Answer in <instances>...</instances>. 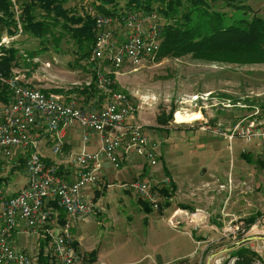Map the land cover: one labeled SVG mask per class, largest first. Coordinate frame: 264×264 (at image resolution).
<instances>
[{
    "label": "rangeland",
    "instance_id": "1",
    "mask_svg": "<svg viewBox=\"0 0 264 264\" xmlns=\"http://www.w3.org/2000/svg\"><path fill=\"white\" fill-rule=\"evenodd\" d=\"M245 4L248 16L264 18V0H246ZM66 6L79 14L90 12L95 23L99 16L108 17L96 14L88 0H67ZM217 8L227 11L230 15L228 20L239 17L227 3H218ZM99 28L97 34L109 32L116 42L122 41L127 32L126 21L116 18L105 21ZM49 38L47 51L37 50L34 57H20L10 76H0V86L7 89L3 97L8 100L12 97L13 90L8 81L15 79L21 86L56 92L67 100L76 97L86 108L104 106L112 99L114 91L127 92L134 106L133 119L150 132L155 129L158 161L155 165L148 162L149 172L137 175L139 179L148 180L160 195V210L154 212L168 214L172 210L170 205L165 207L163 192L164 184L169 183V188L174 186V179L183 189L180 199L192 203L188 198H195V206L186 211L192 214L199 207L207 212L208 218L203 222L218 226V230L206 228L217 232V240L205 244L204 249L203 245L196 246L201 256L195 264L200 260L201 264H215V258L228 254L229 250L222 251L226 247L234 249L246 244L252 248L247 240L243 241V237L225 236L223 229L235 217L236 222L243 220L244 225L250 228L264 214L262 148L257 138L247 141L239 135L243 129H250L251 122H264V61L256 58L248 59L250 62H229L221 58H198L194 53L174 55L163 50L137 66L129 62L117 66L106 58L93 57V51L86 60L77 62L73 42L62 38L56 44L51 40L52 36ZM17 40L25 49L21 51L23 55L27 49L39 48L40 39L34 36L22 33ZM69 62L75 63L74 68ZM97 69L113 78L110 86L100 85ZM93 71H96L99 88L106 96L98 94L92 97L79 92L82 86L90 84ZM4 98L0 97L6 101ZM180 112L183 113L182 119H178ZM225 133H233V139L230 141ZM12 163L10 157L8 160L0 159V168L4 165L12 168L15 165ZM20 167L24 168V163ZM238 168L243 169L242 174L239 172L241 175L235 176ZM168 177L173 178L172 181ZM120 180L117 178L110 187H104L95 201L98 207H112L111 213H102L99 219L106 230L103 246L107 248L110 243L116 250L127 248L138 257L145 255L144 263L154 261L155 251L151 247L154 245L153 230L154 227L164 228V224L160 219L155 222L152 211H144L133 191L128 194L134 201L133 205L124 208L118 199L123 193L118 186ZM207 181L209 183L205 185ZM0 185H5L3 179H0ZM190 194L191 197H185ZM177 201L173 204L175 208L180 206ZM169 225L173 228L171 223ZM111 257L110 261L105 260L102 264H113L120 258L118 255Z\"/></svg>",
    "mask_w": 264,
    "mask_h": 264
},
{
    "label": "built area",
    "instance_id": "2",
    "mask_svg": "<svg viewBox=\"0 0 264 264\" xmlns=\"http://www.w3.org/2000/svg\"><path fill=\"white\" fill-rule=\"evenodd\" d=\"M114 17L99 16L97 27ZM119 20V18H116ZM126 21L127 32L122 41H117L109 32L97 34L93 48V57L106 58L117 66L129 62L140 65L144 60L156 54L162 45V26L158 14L152 12L141 14L131 12L122 19ZM97 78L102 87L110 86L113 78L101 69H97ZM17 80H10L13 93L8 101L0 99V152L6 156L13 155L14 148L21 146L28 150L25 170L28 182L17 193L9 194L0 185V264H33L34 257L18 248L13 243V234L19 220L26 222L31 231L45 226L55 214L50 202L57 201L66 211L64 225L54 233L53 249L56 264H78L80 252L71 232L74 218H83L92 212L82 190L98 180V170L102 166V158H106L116 169L121 167V153H136L146 157L155 165L158 161L157 145L152 143L143 126L130 123L134 106L130 95L125 91H114L112 99L102 107L86 108L79 104L76 97L64 99L62 94L43 91L41 89L19 85ZM44 121L47 130L54 133L53 152L62 153L65 128L69 124H78L82 128L98 133L100 147L97 151H81L70 155V162L77 167L78 176L68 181L60 176V165L49 161L39 149L38 140L32 135V129ZM250 129H243L240 136L247 141L259 140L262 148L261 159L264 163V122H251ZM225 137L233 139L231 133ZM88 138V134L84 136ZM119 186L125 190L135 191L151 205L160 207V195L151 185L142 179L121 182ZM186 210L176 211L169 223L175 228L186 225L193 230L213 228L204 223L207 215L203 210L190 214ZM231 218L224 226L223 234L232 238L251 237L256 243L251 249L258 254L256 264L264 263V214L250 226L245 222H236ZM246 237V238H245ZM261 239V241H257ZM215 264H239V257L228 252L224 257L215 258ZM201 264V260L198 262Z\"/></svg>",
    "mask_w": 264,
    "mask_h": 264
},
{
    "label": "trees",
    "instance_id": "3",
    "mask_svg": "<svg viewBox=\"0 0 264 264\" xmlns=\"http://www.w3.org/2000/svg\"><path fill=\"white\" fill-rule=\"evenodd\" d=\"M245 1L88 0V4L96 14L101 13L119 20L131 12H156L162 26V45L159 51L164 50V53H194L198 58H221L229 62H250L256 58L264 61V18L258 15L248 16ZM66 2L67 0H0V76H10L20 57H34L37 50L47 51L49 35L56 44L62 38L73 42L77 62L88 58L98 33L95 19L90 12H74L66 6ZM222 2L235 9L233 12L236 15L238 13L239 17L228 20L230 15L227 11L217 8V4ZM22 33L39 38V48L27 49L23 55L21 51L25 49L17 40ZM240 56L242 58L239 59ZM69 65L74 68L75 63L69 62ZM0 88V97L4 98L6 86L1 85ZM79 92L88 93L92 97L98 94L106 96L99 88L96 71H93L90 84L82 86ZM4 100L8 101L6 98ZM168 190L169 187H164V191ZM232 254L239 257V264H256L258 258V254L246 244L235 246ZM195 263L188 259L179 262ZM52 264H56L55 260Z\"/></svg>",
    "mask_w": 264,
    "mask_h": 264
},
{
    "label": "crops",
    "instance_id": "4",
    "mask_svg": "<svg viewBox=\"0 0 264 264\" xmlns=\"http://www.w3.org/2000/svg\"><path fill=\"white\" fill-rule=\"evenodd\" d=\"M129 122L133 124H141L136 122L132 116L129 118ZM143 129L149 137L150 141L152 143H155L158 147V143H156L157 139L155 138L156 135L153 134L155 129L151 130V132L149 130H146L144 126ZM86 134H88L87 139L84 138ZM32 135L39 142L40 152L49 161L56 162L60 165V176L68 181H73L78 176V169L76 166L71 164L70 155L79 153L84 150L97 151L100 147V138L98 133L86 130L78 124H69L66 126L65 136L63 138L62 153L60 154H55L52 150L55 143V136L54 133L47 130V126L44 121H40L38 125L32 129ZM120 153L122 161L121 167L119 169H116L106 158H102V166L97 172V182L86 186L82 190V195L84 199L90 203L92 212L83 218H74L72 221L71 232L80 252V259L78 261V264H102L105 260L110 261L111 255H118L120 257L118 258V261H114L113 264H130V262H132L133 264H179V262L184 259H188L191 262L198 261V257L199 255L201 256V253L197 252L198 249L196 248V246L203 245L204 249L205 244L211 242L215 243V241L217 240V232L215 230H209L206 228L193 230L186 225L181 228H171V226L169 225V218L178 210H187V208H190L193 205L195 206V198H188L193 201L192 203L180 199V193L183 191V189H180L177 182L173 178L169 177V181H172L173 179V184L175 187L173 186L169 188L168 191H164V200L166 202L165 207L166 205H170L169 207L172 208V210L168 214L163 211L162 214L154 212L155 210H160V207L158 209L154 208L148 200L141 198L135 191H133L136 193L137 201L141 204L144 211H152L153 218L156 220L155 222L160 219L162 220V224H164V228L154 227L153 230L154 245L151 247L155 251L154 261L144 263L145 255H140L138 257L127 248L124 250H116L115 247L110 243L107 248L103 246V238L106 230L105 228H103L104 225H102L99 219L102 213H111L112 207L103 205L101 207H98L95 205V201L99 199L100 194L102 193V189L104 187H110V185L114 184L111 182L116 181L117 178L121 179L120 182H125L138 178L137 175L139 174H142L143 176L144 174L149 172V170H147L148 160L145 159V156L127 152L124 149H122ZM27 155L28 150L24 147L18 146L14 148L13 155L10 157L13 161L12 164L15 165L12 168L5 165L3 166V168H0V179H3L5 182V185L2 186L9 194L17 193L19 190L25 187L28 182L27 172L24 169L25 167H20L21 163H24L25 166ZM8 158L9 157L4 156L0 152L1 160H8ZM261 162L263 161L261 160ZM242 170V168H238V172L235 173V176L241 175ZM142 180H144V178ZM144 181L148 182V180ZM208 183L209 181H207L205 185H207ZM169 185V183L164 184V187H170ZM121 191L124 194L121 193L118 199L120 203H123V207L128 208V206L133 205L134 201L128 195L130 193L129 191L132 190H125L121 188ZM185 197H191V194L186 195ZM176 199L178 200L177 202H180V206L178 205L175 208L173 204L176 202ZM50 205L54 207L55 214L45 226L31 231L25 221L19 220L13 234V243L18 248L26 251L34 257L33 264H52L54 260L56 262L53 249L54 233L58 227L64 225L67 219V213L57 201L50 202ZM117 208L115 207L114 209ZM197 210L202 209L197 207L196 211ZM113 211L115 213H119L117 210ZM172 230L173 232H171ZM249 238L250 237L247 238V241L250 246L256 243L253 239L248 240ZM257 241H261V239H258ZM230 250L233 249L227 247L222 249V251L228 252H230Z\"/></svg>",
    "mask_w": 264,
    "mask_h": 264
},
{
    "label": "bare ground",
    "instance_id": "5",
    "mask_svg": "<svg viewBox=\"0 0 264 264\" xmlns=\"http://www.w3.org/2000/svg\"><path fill=\"white\" fill-rule=\"evenodd\" d=\"M183 118V113H178V119H182Z\"/></svg>",
    "mask_w": 264,
    "mask_h": 264
},
{
    "label": "water",
    "instance_id": "6",
    "mask_svg": "<svg viewBox=\"0 0 264 264\" xmlns=\"http://www.w3.org/2000/svg\"><path fill=\"white\" fill-rule=\"evenodd\" d=\"M247 239H244L243 241L245 242ZM210 264V263H209Z\"/></svg>",
    "mask_w": 264,
    "mask_h": 264
}]
</instances>
